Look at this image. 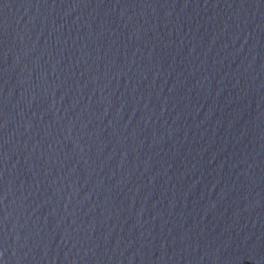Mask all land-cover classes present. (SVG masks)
I'll list each match as a JSON object with an SVG mask.
<instances>
[{
	"label": "water",
	"instance_id": "water-1",
	"mask_svg": "<svg viewBox=\"0 0 264 264\" xmlns=\"http://www.w3.org/2000/svg\"><path fill=\"white\" fill-rule=\"evenodd\" d=\"M0 264H264V0H0Z\"/></svg>",
	"mask_w": 264,
	"mask_h": 264
}]
</instances>
